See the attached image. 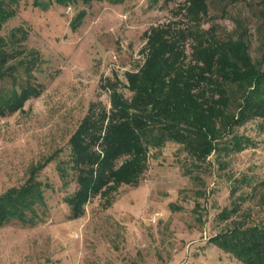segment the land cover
<instances>
[{"label": "rangeland", "instance_id": "374dc122", "mask_svg": "<svg viewBox=\"0 0 264 264\" xmlns=\"http://www.w3.org/2000/svg\"><path fill=\"white\" fill-rule=\"evenodd\" d=\"M31 2L20 0L16 17L4 23L1 33L18 25L28 30L24 43L43 58L35 75L44 87L21 111L0 119V193L21 183L31 163L59 152L39 174L53 186L45 192L44 219L34 226L11 221L0 227V264H242L208 240L232 220L264 223L261 120L237 129L255 144L208 157L199 168L204 185L189 178L191 159L182 146L167 141L150 148L148 169L137 186H121L107 208L102 198H91L77 219L68 218L63 200L75 189L74 180L63 186L56 171L57 162L69 158L67 139L89 103L109 101L100 79L117 75L125 81V72L144 60V33L150 27L175 31L191 25L185 11L177 9L185 0L76 2L53 4L46 11ZM80 8L87 15L72 32L69 22ZM207 10L201 23L205 34L227 40L243 33L252 60L264 69V1L207 0ZM198 187L204 196L193 195ZM172 202L182 208L172 210ZM196 202L201 220L193 209ZM223 207L236 209L224 221L218 217Z\"/></svg>", "mask_w": 264, "mask_h": 264}, {"label": "trees", "instance_id": "16d2710c", "mask_svg": "<svg viewBox=\"0 0 264 264\" xmlns=\"http://www.w3.org/2000/svg\"><path fill=\"white\" fill-rule=\"evenodd\" d=\"M31 1L33 7L46 11L53 4L103 0ZM104 1L117 5L124 0ZM19 5L20 0H0V119L21 111L44 87L35 75L43 58L24 43L28 30L18 25L8 34L1 33L4 23L16 17ZM177 9L185 11L191 25L175 31L165 25L146 30L143 62L125 72L124 82L117 75L101 78L98 85L107 92L108 103L92 100L69 135V158L56 164L61 184L66 186L72 179L76 185L63 197L69 219L80 218L95 196L107 208L121 186H137L148 169L150 148H161L167 141L182 146L191 159L189 178L201 185L199 168L212 153H236L255 144L250 136L237 132L251 120L264 122V69L252 60L246 37L243 33L227 40L207 36L201 24L207 0H185ZM86 15L85 8L78 9L69 29L75 32ZM189 40L191 55L186 61ZM58 152L31 163L21 183L0 193V227L11 221L34 226L44 219L45 192L53 186L39 174ZM192 193L204 196L201 187ZM199 206L196 202L193 208L197 220L203 216ZM170 208L182 206L172 202ZM234 211L223 207L218 217L224 221ZM208 241L242 264H264V223L232 220Z\"/></svg>", "mask_w": 264, "mask_h": 264}]
</instances>
